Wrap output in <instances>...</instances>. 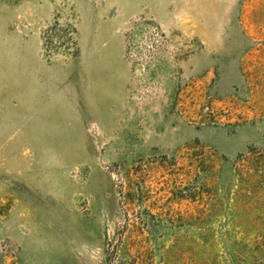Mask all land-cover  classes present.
<instances>
[{"label": "rangeland", "instance_id": "374dc122", "mask_svg": "<svg viewBox=\"0 0 264 264\" xmlns=\"http://www.w3.org/2000/svg\"><path fill=\"white\" fill-rule=\"evenodd\" d=\"M0 264H264V0H0Z\"/></svg>", "mask_w": 264, "mask_h": 264}]
</instances>
